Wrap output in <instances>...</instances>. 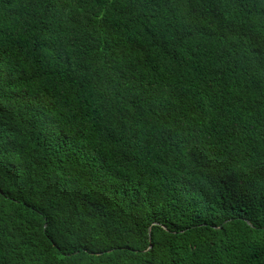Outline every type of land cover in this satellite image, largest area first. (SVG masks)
Instances as JSON below:
<instances>
[{"label":"trees","instance_id":"trees-1","mask_svg":"<svg viewBox=\"0 0 264 264\" xmlns=\"http://www.w3.org/2000/svg\"><path fill=\"white\" fill-rule=\"evenodd\" d=\"M0 264H264V0H0Z\"/></svg>","mask_w":264,"mask_h":264}]
</instances>
